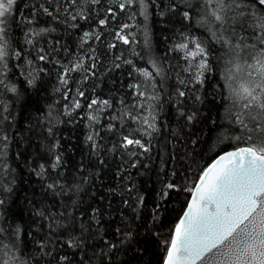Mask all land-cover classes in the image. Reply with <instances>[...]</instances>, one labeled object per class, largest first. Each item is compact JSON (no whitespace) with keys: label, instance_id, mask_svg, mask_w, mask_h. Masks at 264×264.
I'll return each mask as SVG.
<instances>
[{"label":"trees","instance_id":"16d2710c","mask_svg":"<svg viewBox=\"0 0 264 264\" xmlns=\"http://www.w3.org/2000/svg\"><path fill=\"white\" fill-rule=\"evenodd\" d=\"M121 3L16 0L8 17L0 258L14 254L10 264H162L202 171L219 153L245 146L229 111L225 47L200 23L210 11L205 0H145L146 11L139 0ZM193 40L208 51L203 83L195 79L200 57L186 55ZM93 99L108 104L89 108ZM125 136L144 147L125 146Z\"/></svg>","mask_w":264,"mask_h":264},{"label":"snow or ice","instance_id":"6c2138e0","mask_svg":"<svg viewBox=\"0 0 264 264\" xmlns=\"http://www.w3.org/2000/svg\"><path fill=\"white\" fill-rule=\"evenodd\" d=\"M91 2L95 4L98 0ZM136 2L125 0L120 8ZM205 2L210 6V11L206 16H201L200 23L207 26L225 47L222 75L229 91L228 98L232 100L229 111L235 110L232 112L235 123L244 131L243 136L235 139L243 140L245 146H236L234 150L225 152L202 171L198 182L190 189L192 199L188 202L187 210L175 225L168 242L164 264H264V0ZM15 3L16 0H0V64H4L9 55L5 36L8 17ZM139 3L145 9V0H139ZM172 7L175 8L176 4L173 3ZM44 11L47 12V9ZM183 16L191 19L189 11L183 12ZM99 23L104 24L105 20ZM217 31L220 33L218 36ZM84 36L88 37L89 33H84ZM119 38L125 44L129 43L126 36ZM193 43L194 50L186 55L193 60L200 57L195 79L203 83L204 72L209 69L208 51L201 42L193 40ZM178 47L187 49L188 44ZM15 55L19 56L20 53ZM39 59L44 60L45 56L41 55ZM152 64L155 67L154 61ZM79 67V63L75 65V68ZM140 71L146 78L152 75L147 70ZM3 84L4 81L0 80V85ZM10 90L15 92L16 89L13 87ZM79 95L83 96L84 93L80 92ZM139 95L145 96V92ZM178 95L184 96L185 93L179 92ZM149 99L155 100L156 97ZM97 103L107 105L108 101L93 99L88 107L92 108ZM75 107H80L78 101ZM89 118L96 119L94 116ZM192 118L188 117L189 120ZM143 123L155 130L154 123H149L147 117ZM0 139L7 141L8 137L2 135ZM88 139L92 140V137ZM124 142L125 146L135 144L144 147L139 139L128 136L124 137ZM59 162L60 157L57 156L52 167H57ZM174 187L171 183L167 185L168 189ZM0 204H3L2 200ZM4 231L0 227V234ZM14 232L19 233L18 226ZM68 243L76 246L74 241ZM16 260L13 254L9 259L0 258V264H10V261ZM20 264L29 262L20 260Z\"/></svg>","mask_w":264,"mask_h":264},{"label":"water","instance_id":"95a60500","mask_svg":"<svg viewBox=\"0 0 264 264\" xmlns=\"http://www.w3.org/2000/svg\"><path fill=\"white\" fill-rule=\"evenodd\" d=\"M232 150H234V148H232V149H229V150H225V151H223V152H221V153H219L205 168H207L210 164H212L215 160H217L218 158H219V156L220 155H223L225 152H227V151H232ZM199 179V178H198ZM198 179H197V181L196 182H198ZM192 199V196H191V194H190V197H189V199H188V202L190 201ZM188 202H187V204H186V206H185V208H184V210H183V212L181 213V215H180V218L183 216V214H184V212L187 210V207H188ZM180 218H179V220H180ZM179 223V222H178ZM166 256V255H165ZM165 258V257H164ZM162 264H164V259H163V262H162Z\"/></svg>","mask_w":264,"mask_h":264}]
</instances>
